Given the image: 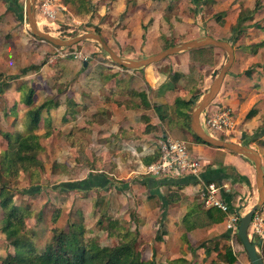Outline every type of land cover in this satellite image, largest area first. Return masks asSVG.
I'll use <instances>...</instances> for the list:
<instances>
[{"label":"crops","instance_id":"1","mask_svg":"<svg viewBox=\"0 0 264 264\" xmlns=\"http://www.w3.org/2000/svg\"><path fill=\"white\" fill-rule=\"evenodd\" d=\"M182 1L154 0L150 3L151 0H112L109 20L114 19L119 13L118 8L113 4H118L119 8L122 7L125 10L127 8L125 2H128L129 9L134 7L135 15H137L140 3H147L144 14L145 19L150 23L144 26L146 31L142 33L143 50L134 49L132 39L134 35L131 37L125 29L127 19L121 21V25L115 31L108 26V32L100 36L115 54L127 60H141L162 51L160 37H164L165 42L183 43L184 38L179 42L166 38L172 29V31L179 29L173 22L186 26L183 24V19L175 18L177 5ZM18 3V0H0V75L5 79L6 84L5 87L0 86V114H3L1 120L6 131L10 129V131L25 133L24 127L23 130L16 131L11 125L16 126L18 120L24 119V114L29 107L21 101V98H25L27 90H33V106H39L50 100L57 102L56 107L45 109L41 113L38 129L35 132L39 136L40 146L44 148L46 146L44 142L52 139L51 134V137L44 139L42 143L40 125L46 123L47 128L52 127L56 116L58 119L62 117V126L71 128L70 136L73 133L76 135L72 138V142L77 140V143L70 145L72 154L79 156L84 153L87 157L86 161L89 160L88 168L98 158L99 161L102 158V163L111 162L107 164V166L113 164L111 172L118 175L122 181L129 182V186L137 187L139 197L143 199L137 210L140 219L144 220V223H139L141 238L149 244L155 241L158 233L149 231V222L155 221V216L159 213L158 227L164 225L163 234L160 235L161 240L156 241L157 246L150 253L151 256L155 255L159 264H168L169 260L177 257L181 252H184L185 258L193 264H228L219 255L221 250L216 253L213 247L206 255L203 249L193 245L189 238L191 233L184 235L185 228L182 224L183 217L191 208L197 205L203 208L199 201V192L205 182L225 186L221 197L231 207H233L232 201L240 196V192L250 191L251 180L248 176L250 164L240 155L197 143L191 137L183 120L175 113L176 98L184 101L190 99L182 97L183 93L178 92L187 82L186 77L198 78L191 69H202L203 66L193 61L191 54L187 51L170 56L154 66L128 70L112 63L108 56L99 52L97 43L93 41L80 44V51L86 53L85 55L89 53L87 61L58 58L53 64L43 58L47 51H50L49 48L42 44L31 46V40L22 26L23 15L21 17L19 14L21 11L17 7ZM262 3L264 4V0ZM160 7H163L166 12L170 11L171 16L163 15L160 18ZM190 8H192L191 5ZM159 18L162 22L161 26L157 24ZM196 20L198 24L201 23L199 13ZM97 27L100 28L99 25ZM155 28L158 34L152 36V30ZM194 34L198 39L201 37L199 31ZM145 52L148 54L147 57L144 56ZM175 73H179L181 77L175 84H171V77ZM202 75L203 89H205L209 78ZM263 76L264 73L260 77L264 78ZM228 83H230L229 80ZM227 86L226 84L224 90L226 96L219 101L222 105L231 106L234 102L230 100L232 89H228L230 91L228 92ZM194 100L197 101V99ZM67 114H69L68 119L65 120L63 115ZM23 119L22 125H24ZM59 131L57 128L56 134ZM83 135L85 145L80 146ZM182 135L186 139L189 153L201 161L199 174L196 177L181 174L164 178L145 174V168L158 159L157 141L167 136L181 140ZM0 140H3L2 137ZM253 140H255L253 137H248L251 143ZM250 142L248 144H251ZM5 145V148H0V157L7 151V143ZM13 150L15 151L16 148L13 147ZM98 154L100 156L94 157ZM92 156L94 158L91 159ZM142 173L147 176L137 178ZM104 180L105 187L109 179L104 178ZM178 186L182 187L178 189ZM123 187L127 188L128 184H123ZM173 191L178 194L177 201L167 205L165 196ZM191 231L196 236V240L198 235H204L208 237L206 241L216 240L220 242V245L229 242L225 220ZM183 236L186 237L183 238ZM193 246L195 248L191 249ZM198 251H202L203 254ZM7 252H10L9 248L6 249ZM196 253L200 259L194 257ZM221 255H224V251ZM203 258L206 260L203 261ZM233 264L238 262L235 261Z\"/></svg>","mask_w":264,"mask_h":264},{"label":"rangeland","instance_id":"2","mask_svg":"<svg viewBox=\"0 0 264 264\" xmlns=\"http://www.w3.org/2000/svg\"><path fill=\"white\" fill-rule=\"evenodd\" d=\"M153 1L151 0L150 3H153ZM158 1L162 2L164 0ZM174 1L178 2L179 0ZM257 1L261 4V8L253 14L252 20L246 22V24H257L260 28L247 29L245 33L236 40V42L232 43L231 40L233 35L231 28L236 23L239 13L253 10ZM18 2V5H22L23 7L22 26L23 29L26 30V35H28L31 40V46L33 47V44H42L46 48H49L50 51H47V54L43 58L45 61L48 60V62H50L55 49H58L59 47H54L31 34L26 21L25 11L28 0H18ZM86 2L91 9L89 14L81 12L77 2L68 6L63 4L62 0L58 1V5L61 7L56 8L54 19H47L40 14L39 9L36 8V22L39 29L56 38L69 39L84 33L93 32L95 29L100 31V35H102V33L106 34L108 32V26L115 31L116 28L121 25V21L127 19L125 20V29L128 30L131 37L134 35L132 37L134 41V49L143 50L144 36L142 33L146 31V27L144 26L150 23L145 19L144 14V11L148 6L147 3H140L137 15H135L134 7H130L129 9L128 2H125L126 7L128 8L125 9L126 11L122 7L119 8L118 4H113L118 8L117 10H119V13L114 19L109 20V12L111 11L110 3L112 0H86ZM36 3L38 7L40 0H36ZM190 5L192 8H190ZM164 6L165 5H163V7ZM163 7H160V18L163 15L171 16V13H169L170 11H164L165 9L163 10ZM198 13L201 15L200 24H198L196 20ZM218 13L221 15L216 17V14ZM160 18L158 19L159 22H157V24H160L161 26L162 22ZM175 18H179L177 20L183 19V24L186 26L177 25L176 22H173L179 29L174 31H172L173 29H170L171 31L166 35V38L176 42L181 41L183 38V42L191 41L198 39L194 33L199 31L200 38L206 36L213 37L216 40L230 43L233 48L234 62L231 68L227 71V75L218 95L206 108L205 112L211 111L216 107L229 108L232 112L234 122L231 132L229 134L214 133L212 134L213 137L217 139L218 137H223L226 141L234 143L246 142L250 148L259 154L264 171V78L260 77L264 73V47L259 48L255 54H253L249 48L256 43L264 42V4L261 0H183L182 3L177 5ZM98 25L100 28L97 27ZM151 34L152 36L157 35V28L153 29ZM85 42L91 41L89 40ZM97 47H99L98 44ZM73 50H75V53L81 52L80 46L77 45ZM98 50L103 55L107 56L100 47ZM82 54L87 57L89 53L87 55H85L86 53ZM144 56L147 57L148 54L145 52ZM56 60L57 59L53 62ZM210 61V65H203L202 69H191V71L195 72L199 78L197 82L195 80H192V82L195 81L196 85L199 84V86L194 85V89L190 90L192 82H190V86H187V83H185L178 91L183 93L182 97L184 98L188 99L192 97L197 99L191 107L189 114H191L200 97L207 92L209 86L218 75L221 66L226 63L227 55L224 51L213 47ZM154 65L155 64H152L150 66ZM245 72L248 73L246 74ZM202 74H204L206 78H209L205 89H203ZM1 80L2 82H5V79L2 77ZM228 80L230 83H228ZM226 84L228 85V92H230L228 89H232L230 93V95L232 94V97H230V100L234 102H232L233 104L231 106L222 105L219 101L226 96V92L224 93ZM41 96L42 95H40V97ZM21 99V101H24L25 98L23 97ZM251 109H256V114L254 117L247 119L245 116ZM2 115L0 114V122H2L0 123V131L4 133L15 132L14 130L10 131V129L6 131V128L3 126V121L1 120ZM68 115L69 114L65 116L63 115V118L67 120ZM56 117L57 118L54 119L52 127L47 128L45 125L46 123L40 125V132H42V134H47L46 136H42L41 134L42 143L44 139L51 137L52 134V139L44 142L46 146L42 148V151H40L37 156L41 166H34L27 172H19L17 177L10 179L2 176V179H0V185L1 182H5L8 187L10 185L13 191V204L27 210L28 217L25 219L26 234L28 235L29 240L34 244L37 253H41L45 246L49 245L54 230H57V232H67L68 226L71 224L82 225L86 232V238L90 237L101 247L114 246L117 244V241L107 237V233L101 230L98 221L101 220L103 226H105L107 224V219L117 220L124 226V229L129 230H133L135 225H139V223H144V220L142 221L137 213L138 207H140L143 202V199L139 197V190L137 187H134V185L129 186V182L122 181L121 178L119 179L118 175L111 172L113 164L107 166V164L111 162L102 163V158L100 161L98 158L95 162L93 161L94 164L91 165L90 169L88 168L89 160L86 161L87 157L84 153L79 156L72 154V149L70 150L72 146L70 145L71 143L74 145L77 143V140L76 142H72V138L76 135L73 133L70 136L69 133L72 132L71 128L62 126V117H59V119L58 116ZM22 119L18 120L16 126L11 125L16 131L18 129L19 131L23 130V125L21 124ZM57 128L60 130V134H56ZM247 136L253 137V139L256 140H253L254 142L251 143L248 141ZM180 139L186 141L183 135ZM80 141V146L85 145L84 135L81 137ZM249 142L251 144H248ZM6 143V141L0 140V148H5ZM13 154L14 150L10 151L9 156L12 157ZM98 156L100 155H94V157ZM94 157L92 156L90 158L92 159ZM250 166L251 169L248 173L251 180L250 191L240 192V196L238 198L235 197L231 203L233 206L232 211H238L239 214L241 213L240 216L246 214L252 206L256 204L258 199L254 183L255 171L253 164H250ZM1 170L2 168H0V177ZM89 175L99 176L97 179L108 178L109 181L107 186L93 187L86 192L75 190L65 191L60 188L62 183L82 181ZM145 176L147 175L142 173L141 175H138L137 178ZM123 184H128V187L124 188ZM28 192H30V194H28ZM155 218V221L149 222V231L157 232L161 235L164 231V225L162 224L160 228L158 227L160 213L156 215ZM190 233V241L196 247H199V245L204 242V246L206 245V247H209L210 249L214 247L217 251L214 252L218 253L219 250H221V252L226 250L228 246L232 255L235 253L234 256L237 259L236 262H238V264H249L244 255L243 248L241 244L238 243L235 236L232 238V243L234 244V249H232L229 242L228 244L220 245V242L216 240L206 241L208 237H205L204 235H198L196 240V236L193 235L194 233ZM254 235H257L254 241L258 243V252L259 254H262L261 247L264 248V205L256 214V220L249 227V236L253 238ZM191 236H193V238ZM156 246V241L153 240V242L149 244L145 242V239L139 237L137 250L141 253V256L144 259H150L152 257L150 253L155 250ZM8 248L12 254L14 249L9 247V244L5 241L4 235L0 232L1 258L7 254L6 249ZM192 248L195 247L193 246L191 249ZM186 250L188 251V248H186ZM198 252L203 254L202 251ZM221 252L219 255L223 256L221 255ZM194 255V257H198L197 253ZM205 260L206 258H203V261Z\"/></svg>","mask_w":264,"mask_h":264},{"label":"trees","instance_id":"3","mask_svg":"<svg viewBox=\"0 0 264 264\" xmlns=\"http://www.w3.org/2000/svg\"><path fill=\"white\" fill-rule=\"evenodd\" d=\"M129 1V0H127ZM65 5H73L78 3L79 10L84 14H89L91 9L86 0H62ZM262 2V0H261ZM261 4L257 1L255 8L251 11L239 13L236 23L232 26V43L236 42L238 38L245 33L249 28H260L257 24H246V22L252 20L253 14L260 10ZM20 9V16L22 17L23 7L17 6ZM16 14V13H15ZM219 17L221 14H216ZM22 19V18H21ZM216 20V19H215ZM96 34H100L99 30L93 31ZM102 38V37H101ZM164 37H160L159 43L163 50L175 46L173 42H165ZM104 41V39L102 38ZM82 42L75 44L74 46L61 48L65 51L73 50L76 45L80 46ZM264 47V42L256 43L249 48L251 52L255 54L259 48ZM191 54V59L198 63L199 66L210 65V57L213 52V47H205L188 51ZM246 74L248 72H245ZM0 75V80H1ZM181 77L179 73H175L171 77V84H175ZM187 86H190V82L198 78L187 76ZM193 81L190 86V90L194 89L196 82ZM5 82L0 81V86L5 87ZM196 86H199L197 84ZM33 90H27L25 93L24 104L29 107L24 114V129L25 133L12 132L4 133L0 131V137L3 141L7 142V151H5L0 157L1 177L13 178L17 177L19 172L30 171L34 166H41L37 156L42 147L39 144V136L35 134L38 129V125L41 118V113L45 109H50L57 106V102L50 100L49 102H43L39 106H33ZM196 100L192 97L184 101L180 98H176L174 101L175 113L179 116L186 128L189 130L191 137L200 144L209 146L203 143L190 131L191 115L189 114L191 107ZM187 109V110H186ZM256 109H251L245 116L247 119L254 117ZM47 134H44L46 136ZM220 140H225L223 137H218ZM250 139V138H249ZM256 140V139H255ZM254 140V141H255ZM253 141V142H254ZM244 144H247L246 142ZM16 148L12 157L9 156L10 151ZM234 154V153H233ZM158 158V157H157ZM244 159V158H243ZM157 160V159H156ZM155 160V161H156ZM246 162L251 164L248 160ZM154 161V162H155ZM3 174V175H2ZM96 175H90L88 178L82 181L66 182L60 185L65 191H81L86 192L93 187H103L105 182L104 178L97 179ZM95 178V179H93ZM245 181V180H244ZM212 182H205L209 184ZM216 184V183H215ZM248 185V181L246 180ZM182 186H178L180 189ZM224 191H222L223 194ZM30 194V192H28ZM13 191L5 184L1 182L0 185V232L4 235L5 241L9 244V247L13 248V253L7 252V254L0 259V264H158L155 255L150 259H144L141 253L137 250L138 240L140 236L139 225H135L133 230L124 229V226L117 220L107 219V224L103 226L101 220L98 221V225L101 230L107 233V237L115 239L117 244L111 247H101L93 239L86 238L85 229L82 225L71 224L68 226V231L54 230L51 242L46 245L41 253L35 251L34 244L29 240L25 229V219L28 217L27 210L22 209L13 204L12 200ZM178 194L173 191L169 192L165 196L167 205L175 203L177 201ZM227 203V202H226ZM230 211L232 207L229 203ZM226 215L216 209H203L200 205L195 208H191L182 219V224L185 228V234L192 232L191 230L198 227H206L207 225L217 224L225 220ZM186 236H183V238ZM235 238L239 242L237 234ZM161 236L156 234L155 241H160ZM203 249V253L208 255L211 249L206 245L199 246ZM262 250V260L264 262V248ZM192 252V250H191ZM184 252H181L177 257L168 261V264H193L185 258ZM245 255V253H244ZM246 256V255H245ZM224 261L228 264H233L236 261L235 256L232 255L231 250L226 248L224 255L222 256Z\"/></svg>","mask_w":264,"mask_h":264},{"label":"water","instance_id":"4","mask_svg":"<svg viewBox=\"0 0 264 264\" xmlns=\"http://www.w3.org/2000/svg\"><path fill=\"white\" fill-rule=\"evenodd\" d=\"M35 9L36 0H28L25 8L26 21L31 34L34 37L48 44H51L54 47L59 48L71 47L80 42H85L89 40L93 41L94 43H97L99 45V47L105 54H107L108 58L112 63L128 70H139L142 68H146L152 64L159 63L175 54L205 47L218 48L226 53V63L221 66L218 75L209 86L207 92L200 97L191 112L190 129L191 132L203 143L208 144L209 146L214 147L216 149H222L232 152L236 155H240L244 159L248 160L251 164H253L255 171L254 183L257 190L258 199L256 204L252 206V208L246 214L240 216L239 224L237 227V236L249 264H264L262 257L257 249L258 243L254 241L257 236L254 235L253 238L249 236V227L252 222V219L254 215H256L264 205V171L262 167L261 158L259 154L255 150L250 148L247 144L234 143L214 138L203 129L200 123V115H202V113L218 95L221 86L224 82V78L227 75V71L231 68L234 62V50L231 47L230 43L222 40H216L212 37L206 36L199 39L180 43L178 45L162 50L157 54H154L141 60H127L122 59L117 54H115L102 40L100 34L89 32L76 36L74 38L60 39L52 36L49 33L41 31L36 22Z\"/></svg>","mask_w":264,"mask_h":264},{"label":"built area","instance_id":"5","mask_svg":"<svg viewBox=\"0 0 264 264\" xmlns=\"http://www.w3.org/2000/svg\"><path fill=\"white\" fill-rule=\"evenodd\" d=\"M58 1L60 0H40L38 7L36 3V8L39 9V13L47 19H54L56 8L61 7L58 5ZM58 58H71L79 60L80 62L87 61V57L81 52H69L61 48L55 49L50 62ZM200 123L203 129L211 136H213L212 134L214 133L229 134L234 124L232 112L226 107H216L211 111H204L202 115H200ZM156 147L158 159L145 168V174L155 178H164L181 174H188L196 177L199 174L201 161L189 153L185 141L167 136L159 139L156 143ZM224 189L225 186L215 183L204 184L199 192V201L204 209H216L226 215L225 230L228 234L229 244L231 248L234 249L232 238L237 234L240 214L230 211L229 205L221 197V193ZM255 220L256 215H254L251 224Z\"/></svg>","mask_w":264,"mask_h":264}]
</instances>
